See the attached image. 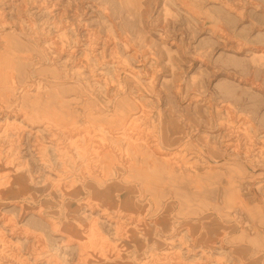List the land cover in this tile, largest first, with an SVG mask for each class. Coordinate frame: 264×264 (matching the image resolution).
<instances>
[{"label":"rangeland","instance_id":"374dc122","mask_svg":"<svg viewBox=\"0 0 264 264\" xmlns=\"http://www.w3.org/2000/svg\"><path fill=\"white\" fill-rule=\"evenodd\" d=\"M101 1L0 0V264H264V0Z\"/></svg>","mask_w":264,"mask_h":264},{"label":"bare ground","instance_id":"6f19581e","mask_svg":"<svg viewBox=\"0 0 264 264\" xmlns=\"http://www.w3.org/2000/svg\"><path fill=\"white\" fill-rule=\"evenodd\" d=\"M120 4H123L122 3V1L121 0H117ZM161 0H127V3H128V5H131V3H133V4H135L136 5V8L138 7V9L140 10V13L137 15L138 17H140V18H144V17H146V16H148V17H150L149 16V8H150V6L151 5H156V4H161V3H159ZM175 1H177V0H175ZM22 2H23V4H26V0H21V2H20V4H22ZM102 1L101 0H94V3H97V4H101V5H103L102 3H101ZM181 3L183 4V2L181 1ZM44 4H45V6H46V8H44L45 10H48V9H50V7H51V9H53L55 6H56V2L55 1H53V2H51V3H45L44 2ZM126 6V5H125ZM62 11H63V9H61ZM65 11V10H64ZM66 12V11H65ZM126 13H127V15L128 16H131L132 15V11H130V10H126ZM59 16V18L61 17V15H58ZM60 20V19H59ZM63 28H64V26H63ZM20 30V28L18 29V27H15V26H13L12 28H11V31L13 32V33H15V35H17V36H21L19 33H17L18 31ZM10 31V30H9ZM22 32H23V30H21ZM141 32H143V30L141 31ZM86 33H88V35L89 36H93V34L95 35V32H86ZM139 33H140V30H139ZM11 39H12V41L13 42H10V44L11 45H14V47L17 49V48H20L21 47V44H19L18 43V41L17 40H14L15 39V36H13V38L11 37ZM25 39V38H24ZM25 40H27V39H25ZM27 42H29V41H27ZM110 42V40H107V41H105L104 43L103 42H101V44H103V46H102V48H101V50H102V52L104 51V49L106 48H108L109 46H108V43ZM9 44V45H10ZM63 44H64V42L63 41H60V42H55L54 43V45H55V48H50V47H45L44 48V50L43 51H41V55L44 57V59H47L48 60V54L50 53V50H53V51H59L58 52V54L60 53V55L61 54H64V52H66L65 51V47L63 46ZM103 47H104V49H103ZM113 49V48H112ZM255 58H263V53L262 52H255V54L253 55V58L252 59H255ZM117 63V62H116ZM115 70L117 71V72H119L118 71V69H119V67H118V65H116L115 67ZM123 69V72H126V73H128V70H126L124 67L122 68ZM120 73H122V72H120ZM130 76H132V74H129ZM134 76V75H133ZM137 79V78H136ZM121 96L122 97H120L118 94H116L115 95V102H117V103H121L122 101H124L123 99V95L121 94ZM189 101H191V103L192 102H197L198 101V99L194 96V97H192V99L191 100H189ZM126 102V101H125ZM124 102V103H125ZM123 107V106H122ZM138 107L137 106H135V108L134 107H131L130 105L128 106V109L129 110H136ZM17 116V115H16ZM38 123V122H37ZM46 125V124H45ZM48 127H45V129H47ZM117 138H121L122 140H124V142H128V136L122 131V132H119V133H116V135H115ZM48 143V142H47ZM94 144H95V142L92 140V139H90V142H89V144H88V149L89 150H91V151H96V148H98V149H101V147L99 146V147H96V146H94ZM134 149H135V151H137L136 149H138L140 152H139V154H140V156H142L143 158H144V161H145V163H144V168L145 169H147V170H149L147 173H146V175H157L158 177L160 176L161 178H160V183H162L163 185L162 186H165V179L169 182V181H172V176H175V175H185L186 173H188L190 170H186V169H184V167H182V166H179V165H177V164H175V163H173L172 162V159H171V157L170 156H165V153L164 152H161L160 150H158L156 147L157 146H155V147H153V146H150L149 147V149L147 150H145V152H143V150H142V148L141 147H139V146H137V144H135L134 146L133 145H131ZM161 146H163V144H161ZM96 156H97V154L96 153H94ZM78 156H80L81 157V159L83 158V159H86L85 157H83V156H81L79 153H78ZM101 156H102V154H100L99 156H97L98 158L100 157L101 158ZM93 159H94V156H93ZM212 159H215L214 157L212 158ZM221 160H224L225 162L224 163H226V160L223 158V159H221ZM216 161V160H215ZM218 162V161H217ZM211 174V173H210ZM206 175V174H205ZM208 175V174H207ZM165 176H166V178H165ZM211 176V175H210ZM210 176H207V177H210ZM16 182H18V183H20L21 185H22V183L24 182V179H25V176H17L16 178ZM197 179H199V178H197ZM199 181H200V179H199ZM91 182V181H90ZM90 182H86L85 184H82V186H80V189L81 190H87L88 192H89V198L88 199H94V197H96L97 199H99L100 200V198L98 197V195H97V193H98V191H97V189H96V187H95V185H93V183H90ZM197 182L198 181H195V180H190L189 181V183L190 184H192V185H196L197 184ZM94 183H96V182H94ZM97 184V183H96ZM73 189H75V191L74 192H72V193H69V195H72L73 197H76V194L79 192V190H78V187H74ZM23 192V191H22ZM256 194L257 195H259V197H261V199H262V201L264 200V196L262 195V193H261V191L258 193V190H256ZM125 194H122L121 196H119V198H118V201H117V205L120 207V208H123V210H129V208L131 209L132 207H131V205L127 202H125V196H124ZM69 198V197H68ZM86 198V197H85ZM96 200V199H95ZM77 201V200H76ZM97 201V203L95 204V203H93V202H91L90 203V201H87V202H85V203H82V204H80L79 205V210H90L91 209V213L93 212V210L94 209H96V210H98L99 211V209H100V211H101V216L102 217H104L105 218V216H108L109 215V213H107L106 211V209L107 208H104V209H101L100 208V205H101V203L98 201V200H96ZM101 201V200H100ZM74 202V201H73ZM69 203V202H68ZM116 203V202H115ZM261 203V202H260ZM263 205H264V201H263ZM93 207H96V208H93ZM93 209V210H92ZM65 210V209H64ZM78 210V211H79ZM68 211V210H67ZM74 213V212H73ZM100 215V214H99ZM99 219H94V218H90V220L88 219V218H86L85 217V221H86V225H82V226H88L89 228H88V230L90 229H93V231L94 230H97V227L100 225L98 222L100 221H98ZM9 226V225H8ZM78 226H71V227H68V229L69 230H72V231H70L69 233H70V236H68V237H71L70 239H72V240H69L70 242H72V241H74V240H77L79 237H80V235H81V231L79 230V228H82L81 226L80 227H78ZM94 228H96V229H94ZM117 228H119V227H117ZM134 238L135 239H138L137 238V236L136 235H134ZM146 239H144V241H145ZM137 241V240H136ZM143 241V242H144ZM137 242H139V244H141L142 243V241L141 240H138ZM136 242V243H137ZM33 244V243H32ZM31 244V245H32ZM138 244V245H139ZM78 246L80 247V248H82V245L81 244H78ZM142 247V246H141ZM144 247V246H143ZM142 247V248H143ZM141 248V249H142ZM127 262V261H126ZM86 264V263H85Z\"/></svg>","mask_w":264,"mask_h":264}]
</instances>
